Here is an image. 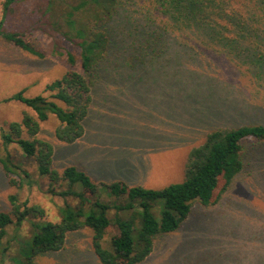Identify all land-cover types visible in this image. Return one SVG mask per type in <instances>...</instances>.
I'll return each mask as SVG.
<instances>
[{
    "label": "rangeland",
    "instance_id": "374dc122",
    "mask_svg": "<svg viewBox=\"0 0 264 264\" xmlns=\"http://www.w3.org/2000/svg\"><path fill=\"white\" fill-rule=\"evenodd\" d=\"M7 1L0 0L2 27L23 34L44 57L0 35V100L22 89L28 97L47 96L46 85L70 69L69 53L80 66V48L43 16L47 0H9L8 7ZM126 17L122 23L129 20ZM192 27L182 36L175 31L153 44L131 42L135 29L130 24L122 29L128 37L114 42L101 63L84 136L66 143L56 136V115L41 122L38 137L54 146L56 169L75 165L96 181L122 178L131 185L161 188L184 179L190 150L211 130L264 123V84L257 90L262 81L256 79L260 70L253 74L251 63L240 53L254 54V45L264 50V42L255 38L250 45L240 40L234 50L209 37L193 38ZM143 47L148 51L142 52ZM25 111L35 114L18 101L0 104V212L11 209L9 196L17 194L21 201L41 206L43 220L57 221L65 200L47 193V181L17 144L5 147L2 142L1 129L21 120ZM246 145V165L219 202L195 203L180 228L159 236L153 252L139 264H264V143ZM6 159L29 170L33 185L12 184L3 164ZM32 230L28 219L8 231L3 244H9L6 264H19L20 243L32 236ZM116 231H107L105 246ZM92 241L90 229L74 231L62 249L38 256L37 264H102Z\"/></svg>",
    "mask_w": 264,
    "mask_h": 264
},
{
    "label": "trees",
    "instance_id": "16d2710c",
    "mask_svg": "<svg viewBox=\"0 0 264 264\" xmlns=\"http://www.w3.org/2000/svg\"><path fill=\"white\" fill-rule=\"evenodd\" d=\"M11 3L8 0L6 6ZM43 16H48L51 27L80 48V66L69 53L70 69L46 85L47 96L28 97L22 89L0 100V104L21 102L35 112L25 111L21 120L9 122L1 129V138L5 147L17 144L47 181V193L65 202L59 208V220H43L45 211L41 206L11 194V209L0 212V264H6L9 244H3L8 231L22 227L28 219L33 234L20 243L19 264H37L38 256L62 249L70 233L84 228L93 232L92 244L102 264H139L153 252L159 236L180 228L195 203L209 206L219 202L246 165L247 142L264 143V123L243 122L238 127L211 130L200 145L190 150L182 181L150 188L120 179L96 181L75 165L56 169L54 146L38 137L41 122L56 115L60 122L56 136L66 143H76L84 136L101 63L114 42L128 37L122 33L127 24L135 29L131 42L153 44L175 31L182 36L191 25L193 38L209 37L235 50L240 40L250 45L255 38L264 42V0H47ZM124 16L129 20L122 23ZM2 23L0 35L4 39L44 57L23 34L6 31ZM146 47L142 52L148 51ZM253 48L254 54L247 50L240 53L251 63L253 74L258 75L260 70L261 76L256 78L262 81L257 87L260 91L264 84V50L257 45ZM3 164L12 184L33 185L31 172L22 164L9 159ZM112 228L117 231L105 246L104 236Z\"/></svg>",
    "mask_w": 264,
    "mask_h": 264
},
{
    "label": "crops",
    "instance_id": "0c3cea01",
    "mask_svg": "<svg viewBox=\"0 0 264 264\" xmlns=\"http://www.w3.org/2000/svg\"><path fill=\"white\" fill-rule=\"evenodd\" d=\"M124 171H127V169H123ZM124 174L126 175V176H128V173H125L124 172ZM120 180H123L122 178L120 179ZM124 181V180H123ZM127 182V181H126ZM150 188H152V187H150Z\"/></svg>",
    "mask_w": 264,
    "mask_h": 264
}]
</instances>
